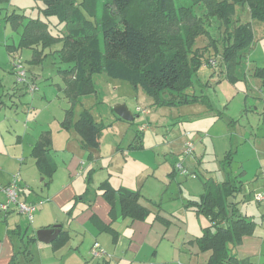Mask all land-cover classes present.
Wrapping results in <instances>:
<instances>
[{"label":"trees","instance_id":"obj_1","mask_svg":"<svg viewBox=\"0 0 264 264\" xmlns=\"http://www.w3.org/2000/svg\"><path fill=\"white\" fill-rule=\"evenodd\" d=\"M7 1L0 0V3ZM39 1L43 4L41 11L45 16L55 15L59 23L65 24L58 36L50 32L48 22L15 9L0 17L12 29L20 30L17 44L5 45L7 51L10 54L23 48L32 51L30 60L26 63L21 60L27 72V83L16 80L13 70L16 55H11L15 81L28 92H33L28 85L36 84V81L29 75L31 68L27 64H40L47 57L45 50L59 43L54 52L64 66L57 67V73L65 82L63 89L70 102L60 126L73 128L82 147L90 153L99 149L102 126L87 109H83L75 120L73 112L82 96L95 92L92 81L95 73L128 81L133 87L142 89L159 106L195 102L198 97L189 95L187 89L193 83L196 70L209 58L202 61L201 52L213 49L218 58L217 66L223 65L226 77L232 80L237 78L235 70L246 58L254 41L253 25L264 28V0H106L100 28L95 22L97 0ZM97 29L101 38L97 37ZM198 37L208 38V43L197 46ZM252 73L264 89V66H255ZM51 143V131L44 130L30 152L41 174L48 180L55 170L49 155ZM183 152L182 149L185 156ZM177 164L174 167L178 171ZM223 167L226 168V164ZM16 174L19 179L20 173ZM238 183L230 179L220 183L205 180L199 198L185 204L209 220L210 224L196 238L201 251H210L207 264L250 263L249 259H240L232 251L242 237L253 234L256 227L254 220L236 210L233 198ZM99 187L110 203L112 215L116 208L121 216L132 220L144 219L149 214L147 208L139 203L142 196L139 191L112 189L105 183ZM15 208L18 210L17 206ZM163 222L169 224L166 220ZM64 242L58 239L54 246ZM27 248L25 246L21 253L31 256ZM16 261L17 254H14L11 262L14 264Z\"/></svg>","mask_w":264,"mask_h":264},{"label":"crops","instance_id":"obj_2","mask_svg":"<svg viewBox=\"0 0 264 264\" xmlns=\"http://www.w3.org/2000/svg\"><path fill=\"white\" fill-rule=\"evenodd\" d=\"M13 53H18V51ZM12 54L9 55L10 58ZM213 56L210 55L209 58ZM204 64L202 63V65ZM36 65H27L28 68H31L29 75L35 81L40 80V70ZM217 67L224 69L223 65ZM10 71L14 73L12 66ZM13 80L14 84L7 87L8 84L0 75V101L2 102L0 105V204L5 200V194L1 187L10 183L13 175L19 172L18 192L20 200L34 203L35 210L32 219H29L19 212L14 205L8 210L2 209L0 205V264H12L11 259L14 254H17V261L14 264H175L176 261H181L182 264H207L210 251H201L196 243V238L210 223L202 225L198 235L190 232L183 233L180 242L176 243L174 234L171 233L172 226L175 225L177 219L175 218L177 216L175 211L165 209L162 201H154L150 195L142 194L139 189L141 185L139 178L113 179V172L110 170L115 165L113 162L115 157H119L120 161L117 164L120 165L132 161L131 156L135 149L127 148L131 156L126 155L122 145L125 143V139L129 142L130 137L124 139L113 137L107 145H103V148L101 142L99 149L90 153L82 147L80 137L73 128L63 129L60 126L63 119L61 120V113L59 112L60 114L57 115L59 119L52 123L53 126L48 129L55 132L51 131L52 143L49 150V155L55 164V170L49 180L45 179L30 152L41 132L47 130L46 127L49 124L40 121V115L37 116L38 109L30 101L24 100V94L20 89L22 86L16 83L14 77ZM192 81L194 82L193 77ZM62 82L63 87L60 88V91L65 101L64 110L66 112L70 102L64 93L65 82L63 79ZM192 86L193 83L187 89V93L198 97V101L172 106L200 104L204 106L203 111H212L216 119L227 122L229 118L226 117L223 110L217 109L210 96L206 94L196 95L194 92L190 94L189 90ZM133 89L136 92V97H141L148 103L159 107L142 89L135 87ZM260 89L262 91V87ZM30 93H35V91ZM87 96H82L80 102L74 107V120L79 117L83 109L90 111L84 102ZM40 100L42 99L36 98L34 100L36 106L39 105ZM20 103L24 105L22 110H18ZM128 104L129 101H123L119 105H124L128 109ZM138 110L139 113H143L141 109L138 108ZM113 113L118 116L114 110ZM76 114H78L77 117ZM124 121L129 122V120ZM143 126L144 128L140 131L146 130L147 126L145 124ZM132 142L133 140L130 145ZM169 145L179 155L180 152L182 153V140L172 139ZM122 156L125 157V160ZM188 157L190 155H181L179 158L185 167V161L192 163L191 161L196 160L199 163L198 157L195 156L191 161ZM218 161L219 167L216 170L215 168L207 169L206 173H202L205 177L207 176L206 178H198L193 171V174L185 179L187 180L186 184L192 185V188H187V193H181L182 199L187 198L186 201L185 199H183L184 202L182 201L184 209H192L186 207L185 204L188 200L199 198L203 192L202 182L205 180L220 183L230 179L236 183L239 182L236 195L243 191L245 169L243 168L239 172L234 171L236 177L231 170L228 176L223 167L226 160ZM102 169L105 170L94 176L95 171ZM170 173L172 177L176 175L184 177L188 171L181 174L173 164ZM253 180L256 181L255 187L252 188L249 185L245 187L248 194L264 188V175L261 174V171L256 172ZM102 183L112 189L124 188L139 191L142 195L139 203L147 208L149 214L144 219L132 220L121 216L116 208V212L112 215L110 203L104 198L99 187ZM256 204H259L261 208L257 207V211H255L257 214L261 213L262 221H264V203L256 202ZM245 210V213L241 214L255 218L253 214L247 212V209ZM163 220L168 221L169 224L166 225ZM255 223L257 227L258 223L256 221ZM52 227L57 230L53 240L44 242L37 239V231ZM256 227L253 234L245 235L240 244L232 248L233 253L238 258L249 259V264L259 263L256 261L264 255V233H256ZM32 238L36 240H28ZM58 239L65 240V242L54 246ZM94 242H97L107 255L92 256L90 248ZM25 246L28 247L31 256H25L24 253H21L25 250Z\"/></svg>","mask_w":264,"mask_h":264},{"label":"rangeland","instance_id":"obj_3","mask_svg":"<svg viewBox=\"0 0 264 264\" xmlns=\"http://www.w3.org/2000/svg\"><path fill=\"white\" fill-rule=\"evenodd\" d=\"M105 1L97 0L95 22L98 28H100L99 21ZM41 7L43 4L39 0H8L6 3H0V17L15 9L29 17L48 22L50 32L58 36L61 33L59 30L63 31L65 24L59 23L55 15L45 16ZM258 26L253 25L254 41L246 58L244 57L235 70L237 78L230 80L225 77L224 69L206 65L197 69L193 76L194 82L189 90L190 94L194 92L196 95L210 96L217 109L223 110L229 118L227 122L216 119L212 111H203L204 106L200 104L157 107L141 97H136L134 87L128 81L109 77L105 73H95L92 76L95 92L89 94L84 102L88 105L86 107L90 108L95 121L102 126L100 137L102 148L113 137L121 139L130 137L129 142L125 139V143L122 144L124 153L129 154L127 148L135 149L132 156L129 154L132 161L126 164H117L120 161L119 157L113 159L116 165L110 170L113 172V179L139 178L141 181L139 189L142 194L150 195L154 201H162L165 209L175 211L177 219L171 233L174 234L176 243L180 242L183 233L190 232L198 235L201 232V226L209 224V220L202 214H196L189 208L184 209L182 201L183 199L186 201L187 198L182 199L181 193H187V188H192V185L186 184L185 179L193 173H196L198 178H206L207 176L205 177L202 173H206L207 169L215 168L216 170L219 167L218 160L223 159L226 160L224 170L228 176L231 170L235 175L234 171L239 172L245 169L243 191L234 197L236 210L245 213L247 209V212L253 214L255 218L249 217L258 223L255 232L264 233L261 213H256L257 207L261 208V206L253 200V192L248 194L245 191L246 185L252 188L256 186L254 184L256 181L253 180L256 172L261 171L264 175V151H262L264 149V89L261 91L259 79L252 75L255 66H264V28L261 26L258 28ZM19 31V29H12L8 23L0 19V75L8 84L7 87L14 84L15 74L10 71L12 60L5 45L17 44ZM96 34L101 38L100 30L97 29ZM157 35L160 36V33ZM207 43L206 37L196 39V45ZM59 46L60 44L56 43L50 49H46L47 57L36 65L40 70V80L36 81L37 91L30 93L20 87L24 100L30 101L38 109L37 116L40 115V121L49 124L46 129L51 128L52 123L59 119L57 115L61 113L62 120L65 114V101L60 91L63 82L57 73V67L64 65L59 62L58 55L54 52ZM17 54L15 53L16 57L26 63L31 58L32 51L23 48ZM210 55H216L213 49L203 50L201 60H206ZM36 98L42 99L37 106L34 103ZM123 101H129L128 109L133 117V120L129 122L116 119L113 113L115 106ZM23 107L24 105L20 103L18 110H22ZM138 108L145 109L146 113H139ZM144 124L147 126L146 130L140 131ZM175 138L182 140V146L186 141H191L193 152L188 159L191 161L195 156L199 159V163L196 160L191 161L192 163L184 162L187 168L184 167L188 171L184 177L170 175L172 165L182 162L179 160L182 153L180 152L179 155L169 145ZM258 150L261 151L257 152ZM122 158L125 160V157L122 156ZM104 170L95 171L94 176ZM248 180L249 183L246 184ZM256 262L264 264V255Z\"/></svg>","mask_w":264,"mask_h":264},{"label":"built area","instance_id":"obj_4","mask_svg":"<svg viewBox=\"0 0 264 264\" xmlns=\"http://www.w3.org/2000/svg\"><path fill=\"white\" fill-rule=\"evenodd\" d=\"M217 63H218V58L213 56L207 59L206 64L212 67H216ZM13 70L16 74V80L18 82H26V83L28 82L27 72L23 64L21 63V60L17 57L15 58V61L13 63ZM28 87L30 91H34L37 89V85L35 83H30ZM142 111L145 112V110H142ZM143 128L144 126H142L141 129ZM183 151H184L183 153L186 155H189L193 152V144L191 141H186L184 143ZM177 168H178L179 173L181 174L186 173V170L183 167V165H181V163L177 164ZM17 181H18V177H17V174L15 173L12 177L11 182L1 187L5 194L4 202L0 204L1 208L5 210V209H8L11 205H15L17 206L18 210L21 213L27 215L29 219H32L35 206L33 204L20 200ZM253 200L258 203H264V188L253 192ZM91 254L92 256H95V257H101V256L107 255L106 252L103 250V248L97 242H95L91 246ZM175 264H182V262L176 261Z\"/></svg>","mask_w":264,"mask_h":264},{"label":"water","instance_id":"obj_5","mask_svg":"<svg viewBox=\"0 0 264 264\" xmlns=\"http://www.w3.org/2000/svg\"><path fill=\"white\" fill-rule=\"evenodd\" d=\"M114 112L124 120H133L130 111L124 105H116ZM57 230L54 227L49 229H40L36 233V237L40 241L50 242L56 236Z\"/></svg>","mask_w":264,"mask_h":264}]
</instances>
